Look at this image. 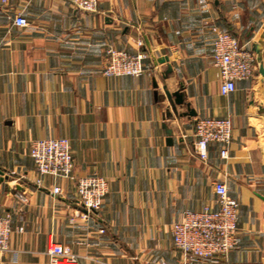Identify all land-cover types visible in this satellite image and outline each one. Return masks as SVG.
Masks as SVG:
<instances>
[{"label":"crops","instance_id":"obj_1","mask_svg":"<svg viewBox=\"0 0 264 264\" xmlns=\"http://www.w3.org/2000/svg\"><path fill=\"white\" fill-rule=\"evenodd\" d=\"M17 12L25 26L13 23ZM212 25L255 57L251 77L226 95ZM110 46L146 51V71L104 75ZM203 116L231 119L227 157L218 143L198 157ZM51 136L69 139V175L36 172L30 142ZM91 173L108 190L83 220L75 178ZM214 180L239 201L226 264H264V0H96L94 12L0 0V216L12 225L0 264H51L54 241L78 264H180L171 225L186 209L217 206Z\"/></svg>","mask_w":264,"mask_h":264},{"label":"built area","instance_id":"obj_2","mask_svg":"<svg viewBox=\"0 0 264 264\" xmlns=\"http://www.w3.org/2000/svg\"><path fill=\"white\" fill-rule=\"evenodd\" d=\"M75 9L94 12L96 0H68ZM13 23L25 26L27 19L21 12L14 15ZM214 34L211 59L220 72V92L224 95L235 89L237 80L251 77L254 67V54L241 45L230 31L217 25L211 26ZM142 45V41H137ZM107 60L102 73L111 75L138 76L146 71L144 50L129 52L123 48L110 46L106 49ZM195 150L198 157L205 160L208 145L218 143L220 156H228V146L232 139V123L228 116H203L195 119ZM29 155L39 175L66 176L73 170V156L67 137H39L29 145ZM216 207L204 205L200 210L186 209L181 220L171 225L174 246L181 252L180 264H226L230 251L238 244L239 201L229 194L225 182L214 180ZM108 190L107 179L100 174L91 173L75 178V197L79 210L74 216L88 220L97 211ZM54 194L61 188L55 185ZM20 197H22L20 195ZM23 198V197H22ZM74 216L70 221H74ZM21 230V227H19ZM12 232L9 214L0 216V253L10 250L9 239ZM103 233L104 228L99 227ZM46 253L51 264H78V257L66 246L58 242L48 245ZM242 264H253L245 262Z\"/></svg>","mask_w":264,"mask_h":264}]
</instances>
